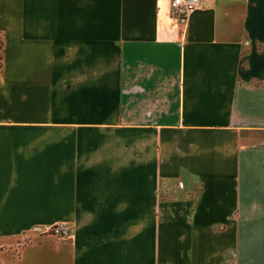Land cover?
Masks as SVG:
<instances>
[{
	"label": "crops",
	"instance_id": "0c3cea01",
	"mask_svg": "<svg viewBox=\"0 0 264 264\" xmlns=\"http://www.w3.org/2000/svg\"><path fill=\"white\" fill-rule=\"evenodd\" d=\"M171 2L0 0V264H264V0Z\"/></svg>",
	"mask_w": 264,
	"mask_h": 264
},
{
	"label": "built area",
	"instance_id": "2783aa9c",
	"mask_svg": "<svg viewBox=\"0 0 264 264\" xmlns=\"http://www.w3.org/2000/svg\"><path fill=\"white\" fill-rule=\"evenodd\" d=\"M200 5V0H172L171 11L180 19H184L196 10ZM50 233L57 236H67L68 230L62 226H55L51 228Z\"/></svg>",
	"mask_w": 264,
	"mask_h": 264
},
{
	"label": "rangeland",
	"instance_id": "374dc122",
	"mask_svg": "<svg viewBox=\"0 0 264 264\" xmlns=\"http://www.w3.org/2000/svg\"><path fill=\"white\" fill-rule=\"evenodd\" d=\"M161 190H162L163 197H168V198L178 197L179 198V197L186 196V191L181 190L180 187L174 185L173 183L163 185ZM53 236H57V235H53Z\"/></svg>",
	"mask_w": 264,
	"mask_h": 264
},
{
	"label": "trees",
	"instance_id": "16d2710c",
	"mask_svg": "<svg viewBox=\"0 0 264 264\" xmlns=\"http://www.w3.org/2000/svg\"><path fill=\"white\" fill-rule=\"evenodd\" d=\"M0 52H1V42H0ZM0 60H1V53H0Z\"/></svg>",
	"mask_w": 264,
	"mask_h": 264
}]
</instances>
